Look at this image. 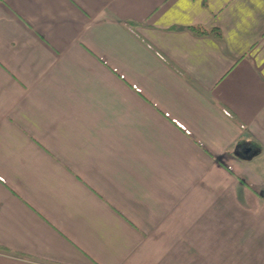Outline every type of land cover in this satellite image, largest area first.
<instances>
[{
  "label": "crops",
  "instance_id": "obj_1",
  "mask_svg": "<svg viewBox=\"0 0 264 264\" xmlns=\"http://www.w3.org/2000/svg\"><path fill=\"white\" fill-rule=\"evenodd\" d=\"M0 264H264V0H0Z\"/></svg>",
  "mask_w": 264,
  "mask_h": 264
},
{
  "label": "trees",
  "instance_id": "obj_2",
  "mask_svg": "<svg viewBox=\"0 0 264 264\" xmlns=\"http://www.w3.org/2000/svg\"><path fill=\"white\" fill-rule=\"evenodd\" d=\"M123 25L128 29H131L133 27V24L131 22H124ZM190 31L196 35L212 34L215 38L220 39V34L217 30H206L203 27L197 26V27H190Z\"/></svg>",
  "mask_w": 264,
  "mask_h": 264
}]
</instances>
